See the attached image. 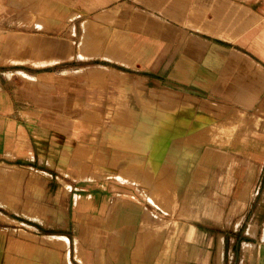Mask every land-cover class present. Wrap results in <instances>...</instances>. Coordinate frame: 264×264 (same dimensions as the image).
<instances>
[{
	"label": "crops",
	"instance_id": "obj_1",
	"mask_svg": "<svg viewBox=\"0 0 264 264\" xmlns=\"http://www.w3.org/2000/svg\"><path fill=\"white\" fill-rule=\"evenodd\" d=\"M220 114L241 134L225 146ZM123 115L130 154L114 166ZM159 125L193 146L155 158L143 134ZM184 149L216 170L228 151L229 198H264V0H0V161L42 171L50 199L0 222V264H133L155 172L192 179L196 160L173 157Z\"/></svg>",
	"mask_w": 264,
	"mask_h": 264
},
{
	"label": "rangeland",
	"instance_id": "obj_2",
	"mask_svg": "<svg viewBox=\"0 0 264 264\" xmlns=\"http://www.w3.org/2000/svg\"><path fill=\"white\" fill-rule=\"evenodd\" d=\"M220 116L217 141L219 146H225L241 134L235 132L237 128L233 124L220 126V120L225 119L223 114ZM228 119L236 120L233 116L227 118L228 124L231 122ZM100 121L104 119L100 118ZM111 123L116 125V133L107 135L106 142L117 148L113 165L128 163L129 116L111 118ZM150 134L154 140L155 158L165 156V152L157 147H164L171 140L193 146L190 135L183 137L177 133H164L161 125L155 127L153 133L143 134V137ZM207 140V135L202 134L200 145L204 146ZM188 151L192 154L187 164L193 158L197 163L191 181L169 179L162 182V176L155 172L154 192L150 200L152 212L148 210L144 215L137 245L128 247L131 249L130 261L133 264H258V241L264 212L258 214L254 211L257 206H262L260 210L264 211V198H245L237 202L229 198L233 160L228 151L218 150L217 170L211 163L208 150L184 149L169 153L175 152L173 157L184 158ZM86 168L89 173V168ZM42 174V171L0 161V222L3 219L7 221L8 216L24 221L25 218L17 213L34 215V211L48 210V192L43 183L39 184L43 181ZM249 222L254 223L251 230L247 228ZM126 257L128 259L129 255ZM145 258L148 261L143 260Z\"/></svg>",
	"mask_w": 264,
	"mask_h": 264
},
{
	"label": "bare ground",
	"instance_id": "obj_3",
	"mask_svg": "<svg viewBox=\"0 0 264 264\" xmlns=\"http://www.w3.org/2000/svg\"><path fill=\"white\" fill-rule=\"evenodd\" d=\"M100 42V41H99ZM122 50V49H121ZM108 55V54H107ZM111 56V55H110ZM115 56V55H114ZM118 57V56H117ZM102 71V70H100ZM192 154V151H188L187 154H185L186 156L185 157H190V155ZM176 156V155H175ZM180 156V155H178ZM176 158V157H175ZM179 158V157H178ZM100 168V167H99ZM3 170V169H2ZM151 199V198H150ZM165 207V206H164ZM165 210V209H164Z\"/></svg>",
	"mask_w": 264,
	"mask_h": 264
}]
</instances>
